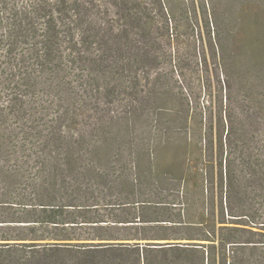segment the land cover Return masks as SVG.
<instances>
[{"label":"trees","instance_id":"obj_1","mask_svg":"<svg viewBox=\"0 0 264 264\" xmlns=\"http://www.w3.org/2000/svg\"><path fill=\"white\" fill-rule=\"evenodd\" d=\"M169 6L0 0V264H264V71Z\"/></svg>","mask_w":264,"mask_h":264},{"label":"rangeland","instance_id":"obj_2","mask_svg":"<svg viewBox=\"0 0 264 264\" xmlns=\"http://www.w3.org/2000/svg\"><path fill=\"white\" fill-rule=\"evenodd\" d=\"M173 1L166 0L169 10V4ZM190 8L191 12H211L218 28L223 27L226 32H236L235 48L239 55L236 61L240 65L237 73L256 78L261 76L264 71V0H190ZM226 17L229 22L224 24ZM186 63V68L192 73L193 64L189 61Z\"/></svg>","mask_w":264,"mask_h":264}]
</instances>
